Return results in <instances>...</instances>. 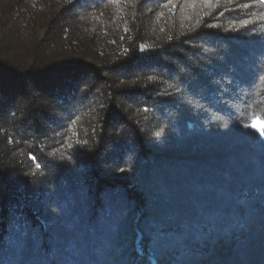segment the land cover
<instances>
[{"label": "trees", "instance_id": "16d2710c", "mask_svg": "<svg viewBox=\"0 0 264 264\" xmlns=\"http://www.w3.org/2000/svg\"><path fill=\"white\" fill-rule=\"evenodd\" d=\"M262 77L261 0H0V264H264Z\"/></svg>", "mask_w": 264, "mask_h": 264}, {"label": "snow or ice", "instance_id": "6c2138e0", "mask_svg": "<svg viewBox=\"0 0 264 264\" xmlns=\"http://www.w3.org/2000/svg\"><path fill=\"white\" fill-rule=\"evenodd\" d=\"M261 2H264V0H261ZM169 4H171L172 7L174 8L176 6V0H165V6H167ZM244 6L247 7L248 5H244ZM247 23H248V21L245 20L244 21V26L245 27L247 26ZM225 31H237L238 32L239 29L228 28V29H225ZM125 32H127V29H125ZM121 39H123V37H121ZM169 39H171V37H169ZM113 43H114V41H113ZM139 51L141 53H144V52H149V51H152V50L149 49L145 45H140L139 46ZM262 78H264V77H262ZM149 79H152V78L149 77ZM183 91L184 90L182 88H180V87H173L172 91L158 92L157 95L166 97L168 99L175 100L177 98L178 94H182ZM143 110L145 112L150 111V109L148 108L147 105L144 106ZM165 127L166 126L160 127L159 130L157 131V133H161V132L163 133L165 131ZM245 127H250L252 129H258L259 130V134L262 137H264V127H260L257 123H253L252 125H245ZM69 147H71V146H69ZM29 159H31L34 162L36 161V157L34 155H32L31 153H29ZM72 159H73V156L71 154L67 156V160L72 161ZM41 167H43V166L40 165L39 163H36V168H41ZM118 171L123 173V172H126V171L130 172V171H132V169H131V167H128V168H123L122 167V168H119Z\"/></svg>", "mask_w": 264, "mask_h": 264}, {"label": "rangeland", "instance_id": "374dc122", "mask_svg": "<svg viewBox=\"0 0 264 264\" xmlns=\"http://www.w3.org/2000/svg\"><path fill=\"white\" fill-rule=\"evenodd\" d=\"M253 123H257L260 127H264V121L261 118L254 119Z\"/></svg>", "mask_w": 264, "mask_h": 264}, {"label": "clouds", "instance_id": "9594fccd", "mask_svg": "<svg viewBox=\"0 0 264 264\" xmlns=\"http://www.w3.org/2000/svg\"><path fill=\"white\" fill-rule=\"evenodd\" d=\"M227 123L228 121L227 120H224V122L220 125L221 127H227ZM162 133V132H161ZM161 133H156L157 136H160ZM55 210V209H53Z\"/></svg>", "mask_w": 264, "mask_h": 264}]
</instances>
